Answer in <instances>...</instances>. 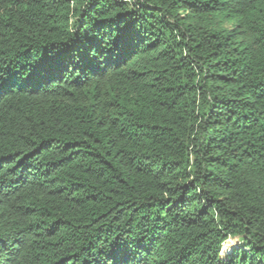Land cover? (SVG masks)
<instances>
[{
	"label": "trees",
	"instance_id": "obj_1",
	"mask_svg": "<svg viewBox=\"0 0 264 264\" xmlns=\"http://www.w3.org/2000/svg\"><path fill=\"white\" fill-rule=\"evenodd\" d=\"M104 259L264 264V0H0V264Z\"/></svg>",
	"mask_w": 264,
	"mask_h": 264
},
{
	"label": "snow or ice",
	"instance_id": "obj_2",
	"mask_svg": "<svg viewBox=\"0 0 264 264\" xmlns=\"http://www.w3.org/2000/svg\"><path fill=\"white\" fill-rule=\"evenodd\" d=\"M236 243V241L232 240L231 238H229L226 243H225V249L224 251L227 252L231 249V246L234 245ZM98 264H108V260L104 259L98 262Z\"/></svg>",
	"mask_w": 264,
	"mask_h": 264
},
{
	"label": "rangeland",
	"instance_id": "obj_3",
	"mask_svg": "<svg viewBox=\"0 0 264 264\" xmlns=\"http://www.w3.org/2000/svg\"><path fill=\"white\" fill-rule=\"evenodd\" d=\"M231 239L234 240V241H236V239H233V238H231ZM225 243H226V242H225ZM225 243L223 244V251H224V249H225ZM236 244H237V241H236V243H235L234 245L231 246V248L234 247ZM230 250H231V249H230ZM224 252H225V251H224Z\"/></svg>",
	"mask_w": 264,
	"mask_h": 264
}]
</instances>
